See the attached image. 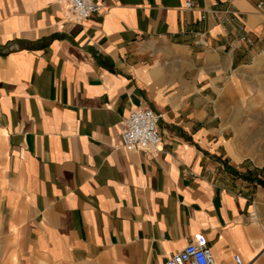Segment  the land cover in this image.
Wrapping results in <instances>:
<instances>
[{"label": "crops", "instance_id": "1", "mask_svg": "<svg viewBox=\"0 0 264 264\" xmlns=\"http://www.w3.org/2000/svg\"><path fill=\"white\" fill-rule=\"evenodd\" d=\"M95 1L78 21L0 0V264H165L200 232L219 264H264L261 0ZM137 107L158 150L122 142Z\"/></svg>", "mask_w": 264, "mask_h": 264}, {"label": "built area", "instance_id": "2", "mask_svg": "<svg viewBox=\"0 0 264 264\" xmlns=\"http://www.w3.org/2000/svg\"><path fill=\"white\" fill-rule=\"evenodd\" d=\"M69 9L78 21H85L94 14L100 13L103 4L95 0H67ZM196 7L195 0H185L184 8L194 10ZM257 8L264 10V0L257 3ZM230 16L225 21L236 20V12L226 10ZM240 35L237 42L231 43L230 48L234 49L241 43H251L252 40L245 32V27L240 26ZM198 36L197 43L206 44L201 33ZM161 115L150 107H137L133 109L125 119L124 127L121 132V138L124 146L130 151L158 150L162 143V136L159 130V121ZM254 220L258 219L256 212L251 213ZM238 264H244L240 254L235 255ZM165 264H219L213 254L209 240L204 233H197L186 247L172 254Z\"/></svg>", "mask_w": 264, "mask_h": 264}, {"label": "rangeland", "instance_id": "3", "mask_svg": "<svg viewBox=\"0 0 264 264\" xmlns=\"http://www.w3.org/2000/svg\"><path fill=\"white\" fill-rule=\"evenodd\" d=\"M250 107V120L248 122L249 143L254 144L257 150L259 149L257 154L264 160V105Z\"/></svg>", "mask_w": 264, "mask_h": 264}]
</instances>
